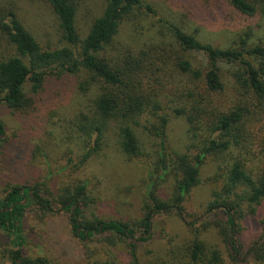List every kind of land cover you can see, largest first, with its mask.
<instances>
[{
    "label": "trees",
    "instance_id": "16d2710c",
    "mask_svg": "<svg viewBox=\"0 0 264 264\" xmlns=\"http://www.w3.org/2000/svg\"><path fill=\"white\" fill-rule=\"evenodd\" d=\"M42 1L57 17L67 47L43 48L13 9L0 8V38L13 50L12 56L0 60V105L17 114L29 112L35 105L34 97L43 91L49 77L76 76L77 93L91 96L92 106L88 112L74 117L64 137L66 142L76 144L77 150V153L70 150L63 156L66 167L74 168L76 172L99 156L112 126L120 151L128 158L140 157L135 129L142 127L159 141L155 170L158 173L157 177H150L142 216L133 225L82 217L78 204L86 206L90 202L85 182L70 184L56 195L43 192L39 184L30 190L7 183L0 197V264H55L43 255H34L22 236L23 220L30 208H34L42 219L57 213L56 209L67 212L71 233L80 242L91 241L98 234H108L114 238L108 237L110 246L127 245L128 264H142L136 246L150 240L154 216L175 211L177 216H182L185 198L199 184V170L207 158L220 163L216 167L218 175L214 184L219 182L221 187L211 191V201L205 210L206 220L223 214L225 220L216 227L232 253L231 262L240 263L245 257H252L258 264H263L264 236L254 241L243 255L234 236L238 233L237 223L255 220L256 208L264 201V138L260 139L259 148L251 152L252 125L264 117V42L252 46L247 42V36H243L234 47L220 49L170 26V41L148 46L139 58L131 48L119 51L115 39L122 22L142 6L143 0H105L101 15L94 19L84 38L77 32V5L73 0ZM228 1L235 10L248 17L255 15L258 9L264 11V0ZM147 10L151 13L150 8ZM195 55L201 57L200 63L195 60ZM227 65L235 67L229 72L239 91L237 102L228 110H213L212 95L224 90L220 73ZM173 71L186 78L184 83L171 87V95L183 101L174 114L185 116L190 144L186 154L166 155L164 143L168 118L158 113L162 111V99L169 90ZM28 83L30 87L26 91ZM169 102L173 103V100ZM184 103L188 105L187 109ZM148 114L152 121L143 126L141 120ZM7 145L4 124L0 120V157L5 156ZM7 154L4 160L7 165L22 159V151L17 148ZM39 157H44L39 174L48 178L52 172L46 166L47 156L40 147H35L32 158ZM43 177L40 178L43 180ZM170 177L172 192L168 199L162 200L156 187ZM199 221L201 219L197 218L185 224L192 231V239L178 250V264H227L220 250L207 244L202 237L208 224L199 225ZM173 258L175 255H171ZM92 264L100 263L94 260ZM106 264L116 263L112 257Z\"/></svg>",
    "mask_w": 264,
    "mask_h": 264
},
{
    "label": "rangeland",
    "instance_id": "374dc122",
    "mask_svg": "<svg viewBox=\"0 0 264 264\" xmlns=\"http://www.w3.org/2000/svg\"><path fill=\"white\" fill-rule=\"evenodd\" d=\"M77 5L76 28L79 36L84 38L93 23L99 17L105 6V0H73ZM13 9L23 26L43 48L61 49L67 47L62 40L59 22L51 7L42 0H0V8ZM151 9V13L147 10ZM181 29L195 35L202 43L215 48L226 49L234 47L238 38L247 36V42L254 46L264 42V11L258 9L251 17L235 10L228 0H143L142 6L135 9L126 18L115 39L119 51L125 47L133 49L132 53L140 58L142 50L152 44L169 42L171 32L169 27ZM155 47V46H154ZM13 55V50L0 38V60ZM154 55V54H151ZM194 56V55H193ZM198 63L199 55H195ZM235 67L223 66L221 78L224 90L212 95L213 110L225 111L236 102L238 88L231 76ZM159 75V74H157ZM168 82L169 90L162 99L158 114L168 118L165 130V154H186L190 144L189 126L185 116H177L174 110L182 103L174 99L172 86L184 83L186 78L173 71ZM76 76L62 75L49 77L44 89L34 97L35 105L28 112L13 113L4 105H0V120L4 124L7 148L0 164V197L7 183L20 185L30 190L36 184L43 192L53 195L70 184L85 182L90 202L86 206L78 204L82 217L93 221L114 220L127 224H135L142 216L143 201H145L150 177H157L159 141L153 138L142 127L135 129L140 142L141 156L128 158L119 149L114 134V126L107 133V143L104 150L92 158L89 163L75 172L66 167L65 153L72 150L77 153L76 144L64 140L70 130L74 117L81 112H88L91 108V96L77 93ZM28 83L25 87L27 91ZM169 100H173L170 103ZM186 109L188 105H186ZM151 117H143L141 124L148 125ZM251 152L260 146V139L264 138V117L252 125ZM40 147L47 156V164L52 175L44 178L39 174L40 163L43 158H32V150ZM15 148L22 151V159L18 163L7 165V153ZM191 154H196L191 151ZM37 156V153H36ZM76 156V155H75ZM77 157V156H76ZM5 160V161H4ZM215 159L207 158L199 170V184L190 190L182 205V216L175 212L158 214L153 218L151 238L145 243L137 244V257L140 263L178 264V250L186 246L192 239V231L186 223L201 219V223L208 224L203 230L202 237L215 246L223 255L227 264H258L252 257H245V261L233 263L232 253L225 244L216 227L223 222V214H217L207 219L205 210L211 201V191L220 188L215 183L217 173ZM41 169V168H40ZM44 169V168H43ZM61 174H58L61 172ZM75 172V173H74ZM61 176V177H60ZM44 179L42 180L41 178ZM173 180L158 184V197L166 200L173 189ZM61 193V192H60ZM42 194V193H41ZM52 199V198H51ZM244 210L247 206L243 204ZM44 219L30 208L23 220L22 236L32 247L34 255H43L55 264H92L97 260L106 264L112 257L116 264H128L127 245L119 243L110 246L108 234H98L91 241L80 242L71 233L69 214L57 211ZM256 219L238 224V233L234 240L243 255L251 244L264 236V201L256 208ZM205 231V232H204ZM111 239H114L111 237ZM107 242V243H106ZM1 245V244H0ZM7 247V244H2ZM178 248V249H177ZM172 251L173 254H170ZM175 255V259H171ZM264 264V263H263Z\"/></svg>",
    "mask_w": 264,
    "mask_h": 264
},
{
    "label": "water",
    "instance_id": "95a60500",
    "mask_svg": "<svg viewBox=\"0 0 264 264\" xmlns=\"http://www.w3.org/2000/svg\"><path fill=\"white\" fill-rule=\"evenodd\" d=\"M22 204L24 205V204H25V201H23ZM11 208H12V207H11ZM11 208H10V209H11ZM10 209H8V210H10ZM73 209H74V206L72 207V210H73Z\"/></svg>",
    "mask_w": 264,
    "mask_h": 264
}]
</instances>
